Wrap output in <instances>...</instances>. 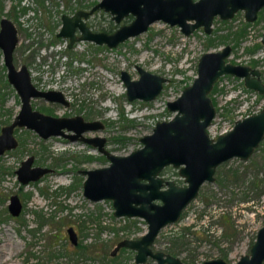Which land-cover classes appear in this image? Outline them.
I'll return each instance as SVG.
<instances>
[{
    "label": "rangeland",
    "instance_id": "obj_1",
    "mask_svg": "<svg viewBox=\"0 0 264 264\" xmlns=\"http://www.w3.org/2000/svg\"><path fill=\"white\" fill-rule=\"evenodd\" d=\"M24 1L35 15L24 14L27 10L21 7V0H0V18L9 17L18 30L14 62L17 66L27 64L34 81L39 77L50 86L63 89L70 99L68 105L32 99L33 107L100 119L105 123L104 128L86 134L105 136L108 148L116 153L137 147L140 136L151 132L156 120L173 115L166 103L192 81L202 52L229 43L234 48L228 60L245 62L253 57L260 65L264 64V46H257L264 28V9L259 21L251 24H245L243 11L227 22L217 17L211 34L197 28L185 35L178 25L157 20L146 31L113 47L80 41L67 49L66 40L60 39L59 44L69 59L74 58L71 56L74 53L75 57L86 56L87 71L80 78L85 80H80L79 85L67 71L64 75L56 72L58 62L54 56L49 57L50 51L47 50L48 56H42L41 48L46 41L36 43L35 40L44 33H48V39L54 38L61 12H72L81 4L89 7L96 0ZM90 22L97 28L115 24L103 10L92 15ZM253 46L257 48L247 49ZM79 62L74 61L73 65ZM136 64L167 77L156 99H127L120 71L124 69L131 77H137ZM68 69L66 65L64 70ZM262 77L264 80V73ZM211 96L218 107L208 128L213 136L264 102V95L259 97L245 90L239 78L229 75L219 80ZM20 105L17 91L7 81L0 50V130L12 120ZM15 136L18 145L0 156V264H141L134 262L133 249L120 248L114 255L110 251L124 236L113 225L123 224L126 232L138 237L146 230L144 220L137 217L116 220L110 199L93 201L83 194L85 175L80 169L106 165L108 159L81 141H68L61 136L43 139L24 127L16 129ZM31 154L34 165L51 166L53 171L21 184L15 170ZM176 171L170 166L164 174L177 180ZM13 193L22 201L18 215H12L8 209ZM247 200L254 201L255 211H251L253 208H249ZM182 215L180 221L160 230L155 248L171 251L184 264H198L214 257L233 263L241 254L249 252L264 219V139L247 159L234 157L221 163L214 181L201 185ZM68 226L77 230L80 244L70 242Z\"/></svg>",
    "mask_w": 264,
    "mask_h": 264
},
{
    "label": "water",
    "instance_id": "obj_2",
    "mask_svg": "<svg viewBox=\"0 0 264 264\" xmlns=\"http://www.w3.org/2000/svg\"><path fill=\"white\" fill-rule=\"evenodd\" d=\"M264 6V0H100L92 9L104 8L114 13L116 20L131 12L135 18L128 25H123L114 32H92L81 15L89 12L78 11L72 16L63 15L60 35H69L71 42L76 26L86 38L97 43L107 42L115 46L128 36L146 30L149 23L162 19L170 24H179L185 33L203 25L207 32L211 31V23L215 15L226 19L239 9L244 10L245 18L254 20L257 11ZM190 20V21H189ZM191 20H194L192 22ZM18 41L17 28L7 16L0 18V49L7 69L8 81L17 91L21 106L13 120L1 127L0 154L17 145L13 130L15 126H26L42 137L63 135L70 139H82L98 145L100 151L110 159V164L102 167L85 169L83 193L91 200L112 199L115 214L141 216L148 223V231L139 238H125L119 241L112 251L120 246H128L136 250V262L146 264H182L178 257L163 251L150 248L158 231L164 225L178 219L184 206L197 194L204 180H213L215 166L227 158L238 155L247 157L259 142L264 132V107L255 114L236 121L234 128L218 135L216 140L209 137L206 127L215 113L208 92L217 78L224 73L244 77L248 87L264 92V84L260 79V71L247 65L225 62L230 51L226 45L218 51H205L199 58L198 75L192 84L186 86L181 95L168 102V107L177 110L170 120L157 121L153 132L141 137L144 145L134 149L128 155L110 153L103 146L104 137H85L82 132L102 126L99 121H84L81 116L56 117L33 109L30 99L45 96L51 100L65 102L60 92L37 89L30 79L25 64L16 67L13 52ZM264 42V32L262 35ZM140 78L130 80L127 72L122 78L127 86L130 99L153 98L161 89L164 77L151 73L141 67ZM66 103V102H65ZM64 129L72 130L67 133ZM33 156L21 162L16 169L18 179L26 183L36 180L50 169L43 166H32ZM180 167L188 184L180 186L172 180L158 175L167 164ZM147 180V182H145ZM166 188H161L163 184ZM159 200V201H157ZM22 203L16 194L10 196L9 211L17 215ZM69 237L76 242V234L72 227L68 228ZM150 256L152 261H147ZM264 259V225L259 229L256 241L250 254H243L235 264H261ZM202 264H229L222 258L203 261Z\"/></svg>",
    "mask_w": 264,
    "mask_h": 264
},
{
    "label": "flooded vegetation",
    "instance_id": "obj_3",
    "mask_svg": "<svg viewBox=\"0 0 264 264\" xmlns=\"http://www.w3.org/2000/svg\"><path fill=\"white\" fill-rule=\"evenodd\" d=\"M21 1H23L22 2V4H21V7L22 8H24L25 9V7H26V10H27V12H25L24 14H26L27 13V16H29L30 14H32V15H35V12H34V10L31 8L30 9V7H29V4L28 3H25V1L24 0H21ZM100 0H96L93 4H91L89 7H86V6H83L82 4L80 5V7H78V8H74V11H72V12H61V14H60V22H59V24H58V28H57V31L54 33V38H51V39H48V33H44L43 34V36H41V38L40 39H38V40H35V42L37 43V42H39V43H42L43 41H46L45 43H43V46H42V48H41V52H42V56L43 55H47L48 56V54H47V50H49L50 51V55H49V57L51 58L52 56H54V58L57 60L56 62H58V68L56 69V72L58 71L59 72V74H60V72H61V74H63L64 75V73H66V71L68 72V75L70 76L71 74H72V76H73V78L76 80V81H78V83H79V85L81 84L80 83V80H81V82H84V80L85 79H80V78H82L83 76H84V73L87 71V67H86V65L84 64V61L85 60H87L86 59V56H83V55H80V56H76L75 57V53L74 54H72L71 56H74V58L71 60V58L69 59L68 58V53L66 52V50H63L62 49V47H61V45L59 44V41H60V39H64V40H66V47H67V49H71V47H74L78 42H80V41H83V42H85V41H88V42H90V43H94L96 46H107V47H113V46H109L108 45V43L107 42H103V43H97L96 41H94V40H91V39H86V38H80V36H81V34H82V32H81V30L79 29V27L78 26H76L75 27V29H74V32H73V34H74V36H75V39L71 42V37L69 36V35H67V36H65V35H60L59 34V32H60V30H61V28H62V25H63V15H68V16H72V15H74L76 12H78V11H85V12H89L88 13V15L87 16H84V15H81L80 16V18L85 22V24L89 27V30L90 31H92V32H101V31H103V32H106L107 34H110V33H112V32H114L116 29H118L119 27H121V26H123V25H128V24H130L131 22H132V20L135 18V15L134 14H132L131 12H128L127 14H125L120 20H116V18L114 17V13H112L110 10H106V9H104V8H96V9H94V10H92L91 11V9H92V7L96 4V3H98ZM25 6V7H24ZM262 9H264V6H262L258 11H257V16H256V18L254 19V20H248V19H246L245 18V14H244V10H242V9H239V10H237L233 15H232V17H235L236 16V14H237V12L238 11H243V14H244V19L246 20V21H244L245 22V24H251V23H254V22H257V21H259V19L261 18V15H260V12L262 11ZM101 10H103L104 12H108L109 13V15H110V18L115 22V24L112 26H109V27H101V28H97L96 26H93V24L90 22V17L92 16V15H94L96 12H98V11H101ZM28 12H29V14H28ZM217 17H219L220 18V20L221 21H223V22H227V21H229V19H231L232 17H229V18H226V19H224V18H222V17H220V15L218 14V15H215L214 17H213V20H212V23H211V31L210 32H207L205 29H204V26L203 25H200V26H198V27H196V28H194L192 31H194L195 29H197V28H201L203 31H204V33H206V34H211L212 33V31H213V21L217 18ZM157 20H162V19H157ZM157 20H154V21H152L151 23H149V25L147 26V28H146V30L148 29V27L152 24V23H154L155 21H157ZM162 21H164V20H162ZM190 21V20H189ZM192 22H194V20H191ZM164 22H166V23H168L169 25H178V27H179V29H180V31L182 32V33H184L185 35H188V34H190V33H185L183 30H182V27L179 25V24H170L169 22H167V21H164ZM16 26V25H15ZM17 28V27H16ZM146 30H144V31H146ZM141 32H143V31H141ZM141 32H139L138 34H140ZM263 32H264V28L262 29V31H261V34H260V43H259V45H257V46H264V42L262 41V35H263ZM138 34H135V35H131V36H128L127 38H125L124 40H122V41H119L115 46H117L118 44H120V43H122V42H125V41H127L128 39H130V38H132V37H135L136 35H138ZM17 35H18V30H17ZM18 40H19V38H18ZM47 42H49V43H47ZM17 43H18V41H17ZM17 43H16V45H17ZM226 45H229L230 46V51H229V53L225 56V62H230V63H233V64H242V65H247V66H249V67H251V68H256V69H258L259 71H260V79H261V81H262V83L264 84V80H263V77H262V75H263V73H264V64L263 65H260L259 63H258V61H257V59H253V57H251V61H245V62H236V61H234V60H228L227 58L229 57V55L232 53V50H233V48H234V44H229V43H227V44H224V45H222L221 47H219L218 49H215V50H207V51H218V50H221L224 46H226ZM50 46V47H49ZM257 46L256 47H247V49L249 50V51H253V50H255L256 48H257ZM16 47V46H15ZM1 50V49H0ZM205 52V51H204ZM203 53V52H202ZM202 53L200 54V56L202 55ZM32 54V53H31ZM30 54V56L29 57H32V55ZM70 56V57H71ZM200 56H199V58H200ZM29 57L27 58V60L29 59ZM262 57V56H261ZM199 58H198V61H197V68H198V62H199ZM256 58H258L257 56H256ZM106 59V58H105ZM13 61H14V55H13ZM74 61H80L79 63H78V65H73V63H74ZM260 61H262V59H260ZM3 62H4V60H3ZM80 63H82V65L80 64ZM261 63V62H260ZM14 64H15V62H14ZM22 64H25V63H22ZM21 64V65H22ZM5 65V64H4ZM20 65V66H21ZM26 66H27V64H25ZM66 65H68V67L70 68V69H68V70H64V69H66ZM15 66L16 67H20V66H17L16 64H15ZM136 66V69H137V72H138V76L137 77H131V75L129 74V72L128 71H126V70H124V69H122L121 71H120V76H121V79H122V81H123V83H124V85H125V94H126V97H127V99L128 100H133V99H140V100H143V101H151V100H154V99H156V97L160 94V92L162 91V89H163V85H164V83L167 81V77H165L164 75H162V74H159V73H155V72H152V71H150V70H148V69H146V68H144L143 66H141V65H139V64H136L135 65ZM138 67H141V68H143V69H145V70H147V71H149V72H151V73H154V74H158V75H160V76H162V77H164L165 78V80H163L162 81V87H161V89H160V91L153 97V98H151V99H142V98H139V97H135V98H132V99H130L129 97H128V94H127V86H126V84H125V81L123 80V78H122V72L123 71H125V72H127V74L129 75V79L130 80H136V79H139L140 78V71H139V69H138ZM27 69H28V71H29V74H30V79H31V82L33 83V85L37 88V89H39V90H42V91H55V92H60V94L63 96V98H64V100H65V102H62V101H59V100H51V99H49V98H46L45 96H36V97H32L31 99H30V103H31V106H32V108L33 109H37V110H39V111H41L42 113H44V114H47V115H52V116H56V117H73V116H81L82 118H83V120L84 121H99V122H101V124H102V126L101 127H99V128H96V129H90V130H87V131H84V132H82V135L83 136H85V137H95V136H99V137H104L105 138V141H104V144H103V146H104V148L106 149V150H108L110 153H113V154H118V155H128L131 151H133L134 149H137V148H140V147H142L143 145H144V143L141 141V137H143L144 135H146V134H150V133H152L153 132V128L155 127V125H156V123H157V121H162V120H170V119H172L173 117H174V115L176 114V112H177V110H172V109H170L169 107H168V102L169 101H173V100H175L178 96H180L181 95V93H182V91H183V89L186 87V86H188V85H190V84H192V82H193V80H194V78L198 75V69H197V72H196V74H195V76L193 77V79H192V81L189 83V84H187V85H185L183 88H182V90L180 91V93L174 98V99H171V100H168L167 101V103H166V108H167V110H169V111H172L173 112V115H171L170 117H168V118H163V119H158V120H156L155 121V123H154V125H153V128H152V131L151 132H148V133H145V134H143V135H141L140 136V138H139V141H140V143H139V145L137 146V147H135V148H133V149H131L130 151H128V152H126V153H116V152H114L113 150H111V149H109L108 148V146H107V138L105 137V136H103V135H100V134H89V135H87L86 134V132H88V131H95V130H101V129H103L104 128V126H105V123L103 122V121H101L100 119H85L81 114H73V115H65V114H57V113H55L53 110H51V109H49V108H47V107H39V108H35V107H33V105H32V102H31V100L32 99H37V98H41L44 102H46V103H51V104H53V103H61V104H64V105H68V104H70V99L66 96V94H65V92L63 91V89H60V88H58V87H56V86H50L48 83L46 84L44 81H43V79H41V78H39V77H37L36 79H35V81L33 80V74H32V72H31V70L29 69V67L27 66ZM233 76V77H237V78H239L241 81H242V85H243V88L245 89V90H247V91H250V92H254V93H257V95L260 97V96H263L264 95V92H260V91H258L257 89H254V88H251V87H248L246 84H245V81H244V77H242V76H237V75H235V74H231V73H224V74H222V75H220L218 78H217V80L214 82V84H213V86H212V88L210 89V91L208 92V96L210 97V99H211V102H212V104H213V106H214V109H215V113H214V115H213V117L211 118V121H210V123L207 125V127H206V131H207V133H208V135H209V137L210 138H212L213 140H216V138L218 137V135H220V134H224V133H226V132H228V131H230L231 129H233L234 128V125H235V123H236V121L237 120H239V119H243L244 117H246V116H249V115H252V114H255V113H258L263 107H264V102L262 103V105L261 106H259V108L258 109H256V110H253V111H251V112H248V113H246L245 115H243V116H240V117H238V118H236V119H234L233 120V124L228 128V129H225L224 131H222V132H220V133H218L217 135H215V136H213V135H211L210 134V132H209V126L211 125V123H212V121H213V119L215 118V115H216V110H217V105H216V102H215V100L213 99V97L211 96V94H212V92L215 90V88H216V86H217V83L219 82V80L222 78V77H224V76ZM6 78H7V69H6ZM7 81H8V78H7ZM9 82V81H8ZM10 83V82H9ZM11 84V83H10ZM12 85V84H11ZM13 86V85H12ZM21 106V105H20ZM20 109V108H19ZM19 111V110H18ZM18 113V112H17ZM16 113V114H17ZM15 114V115H16ZM14 118V117H13ZM13 118H12V120H13ZM123 118H125V117H123ZM11 120V121H12ZM10 121V122H11ZM10 122H8V123H10ZM8 123H6V124H8ZM6 124H4V125H6ZM21 127H24V128H27L26 126H15L14 127V130H13V133H14V136H15V130L16 129H18V128H21ZM27 129H30V128H27ZM33 130V129H32ZM65 130V132H67V133H73V131L72 130H67V129H64ZM36 132V131H35ZM37 133V132H36ZM38 134V133H37ZM39 135V134H38ZM40 137H42L41 135H39ZM51 136H61V137H63V138H65L66 140H68V141H81L82 143H85L88 147H90V148H94V150L96 151V153H98V154H100L101 156H103V157H105V158H107L108 159V164H106V165H109L110 164V159L107 157V155L105 154V153H103L102 151H100L99 150V148H98V145H95V144H93V143H90V142H87V141H85V140H82V139H74V140H72V139H70L69 137H66V136H63V135H60V134H58V135H50V136H48V137H42L43 139H47V138H49V137H51ZM16 137V136H15ZM16 139H17V137H16ZM264 139V132H263V136H262V138L259 140V142L253 147V149H252V151L250 152V154L247 156V157H245V158H243V157H241V156H238V155H234V156H231V157H229V158H227L226 160H228V159H231V158H234V157H237V158H240V159H247L253 152H254V150L259 146V144L261 143V141ZM17 145H18V139H17ZM16 145V146H17ZM15 146V147H16ZM15 147H13V148H15ZM13 148H10V149H13ZM10 149H6L2 154H4L7 150H10ZM63 149H64V147H63ZM2 154H0V156L2 155ZM29 156H33V161H34V155H28L27 157H29ZM27 157H25L24 159H26ZM23 159V160H24ZM23 160H21V162L23 161ZM226 160H223V161H221L220 163H218L216 166H215V169H214V173H213V177H214V179H215V172H216V169H217V167L221 164V163H223V162H225ZM33 161H32V166H43V167H47V168H49L50 170L48 171V172H46V173H49V172H52L53 171V167H51V166H47V165H34L33 164ZM20 165H21V163H20ZM19 165V166H20ZM106 165H103V166H106ZM184 164L182 163V164H180V165H178V166H174L172 163H170V164H167V165H165L161 170H160V172L158 173V175H160L163 179H164V181H166V180H172V181H174V183L175 184H177V185H180V186H186L187 184H188V182L186 181V179H185V176H183L181 173H180V167L181 166H183ZM18 166V167H19ZM173 167V168H175L177 171H176V174H178L179 175V180L177 179H173V178H170V177H167V176H165V174H164V171H165V169L167 168V167ZM17 167V168H18ZM99 167H102V166H99ZM16 168V169H17ZM93 168H95V167H93ZM85 169H91V168H83V169H80V172L82 173V174H84L82 171L83 170H85ZM15 172H16V170H15ZM46 173H44L43 175H45ZM16 175H17V173H16ZM42 175V176H43ZM85 175V177H86V174H84ZM41 176V177H42ZM41 177H39V178H41ZM38 178V179H39ZM17 179H18V177H17ZM85 179V178H84ZM214 179L213 180H204L201 184H200V186H199V188H198V191H197V194H198V192H199V190H200V187H201V185L204 183V182H206V181H214ZM19 180V179H18ZM37 180V179H36ZM30 181H35V180H29L28 182H30ZM19 182L21 183V184H26V183H28V182H26V183H23V182H21L20 180H19ZM83 182H84V180H83ZM145 182H147V180H145ZM258 184V182H257V180H255L254 181V185H257ZM82 185H83V183H82ZM167 187V184H163L162 186H161V188L163 189V188H166ZM13 194H16V193H13ZM84 194V193H83ZM197 194L184 206V208L182 209V211H181V213H180V215H179V217H178V219L176 220V221H180L181 219H182V217H183V211H184V209L187 207V205L197 196ZM12 195V194H11ZM10 195V196H11ZM17 195V194H16ZM18 196V195H17ZM19 197V196H18ZM86 197V196H85ZM19 199H20V197H19ZM89 199V198H88ZM104 199H109V198H103V199H100V200H104ZM91 200V199H90ZM111 200V202H112V199H110ZM20 201H21V199H20ZM93 201H99V200H93ZM157 201H159V200H157ZM9 202H10V197H9ZM160 202V201H159ZM247 202H249V205H250V209H252L251 211H255L256 210V208H257V206H256V204H253L252 202H254V201H249V200H247ZM21 203H22V201H21ZM9 204V203H8ZM112 206H113V216L116 218V220H117V218H134V217H137V218H141V219H143L144 220V222H145V228H146V230L140 235V236H138V237H134V235H131V234H129L128 232H126V230H124L123 228H124V225L123 224H121V225H119V223L118 224H116V225H113V228H115L116 230H117V232H119V233H121V234H123L124 236H123V238L122 239H125V238H139V237H141L143 234H145L147 231H148V223H147V221H146V219L145 218H143V217H141V216H137V215H135V216H127V215H116L115 214V208H114V205H113V202H112ZM9 209V208H8ZM21 209H22V207H21ZM21 211V210H20ZM11 213V212H10ZM20 213V212H19ZM12 214V213H11ZM12 215H14V214H12ZM18 215V214H17ZM176 221H174V222H176ZM174 222H171V223H168V224H172V223H174ZM168 224H166V225H168ZM166 225H164V226H166ZM264 225V219H263V223H262V225H260L258 228H257V230H256V232H255V239H254V241H253V243L256 241V238H257V234H258V231H259V229L262 227ZM163 226V227H164ZM69 227H72V229L74 230V232H75V234H76V242H74V241H72L71 239H70V237H69V232H68V228ZM163 227H161L160 228V230L163 228ZM160 230L158 231V234L156 235V237L154 238V240H153V242H152V244L150 245V248L155 252V251H163L164 253H169V254H171V255H173V256H175V257H178L180 260H181V262H182V264H184V261L179 257V256H177V255H175V254H173L171 251H169V250H167V249H165V248H155L154 247V244H155V241H156V238H157V236L159 235V233H160ZM67 235H68V239L70 240V242L71 243H73V244H77L78 242H79V234H78V232H77V230H75V228L73 227V226H68L67 227ZM122 239H120V240H118L117 241V243L119 242V241H121ZM117 243L115 244V246L111 249V251H110V254L111 255H114V254H116V252L118 251V249H120V248H130V249H133V248H131V247H128V246H120L114 253H112V251L114 250V248L116 247V245H117ZM253 243H252V245H253ZM78 244H80V243H78ZM252 245H251V247H252ZM251 247H250V249H249V252H247V253H243V254H250V251H251ZM133 250H135V249H133ZM135 254H136V250H135ZM135 254H134V262L135 263H141V264H146V262H136V260H135ZM243 254H241L240 255V257L243 255ZM240 257L235 261V262H233V263H230V262H228L226 259H224L223 257H214V258H222V259H224L227 263H229V264H235L239 259H240ZM208 259H213V258H208ZM208 259H204L203 261H205V260H208ZM152 260H154V259H152L150 256H148L147 257V261H152ZM203 261H201L200 263H198V264H202L203 263ZM261 264H264V259L262 260V262H261Z\"/></svg>",
    "mask_w": 264,
    "mask_h": 264
},
{
    "label": "bare ground",
    "instance_id": "obj_4",
    "mask_svg": "<svg viewBox=\"0 0 264 264\" xmlns=\"http://www.w3.org/2000/svg\"><path fill=\"white\" fill-rule=\"evenodd\" d=\"M0 244H1V243H0ZM4 247H5V246H4ZM0 248H1V246H0ZM2 248H3V247H2ZM8 248H9V247H8ZM3 249H4V248H3ZM1 250H2V249H1ZM1 250H0V251H1ZM3 252H4V251H3ZM0 253H1V252H0ZM6 257H7V256H6ZM3 260H4V259H3ZM0 261H1V260H0Z\"/></svg>",
    "mask_w": 264,
    "mask_h": 264
}]
</instances>
